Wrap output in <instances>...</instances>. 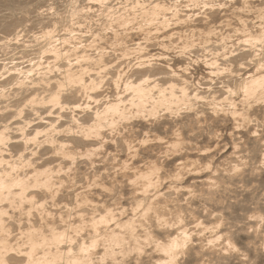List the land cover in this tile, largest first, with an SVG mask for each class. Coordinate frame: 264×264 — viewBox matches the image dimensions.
<instances>
[{"label":"clouds","instance_id":"1","mask_svg":"<svg viewBox=\"0 0 264 264\" xmlns=\"http://www.w3.org/2000/svg\"><path fill=\"white\" fill-rule=\"evenodd\" d=\"M0 264H264V0H0Z\"/></svg>","mask_w":264,"mask_h":264}]
</instances>
